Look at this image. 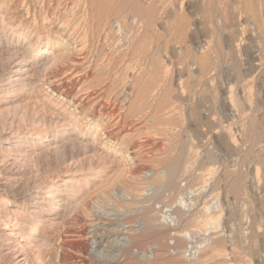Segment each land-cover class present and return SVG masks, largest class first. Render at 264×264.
<instances>
[{
	"label": "rangeland",
	"instance_id": "obj_1",
	"mask_svg": "<svg viewBox=\"0 0 264 264\" xmlns=\"http://www.w3.org/2000/svg\"><path fill=\"white\" fill-rule=\"evenodd\" d=\"M235 1L0 0V264L264 263V220L231 229L233 188L255 178L264 195V73L195 60ZM209 204L219 225L198 252Z\"/></svg>",
	"mask_w": 264,
	"mask_h": 264
},
{
	"label": "bare ground",
	"instance_id": "obj_2",
	"mask_svg": "<svg viewBox=\"0 0 264 264\" xmlns=\"http://www.w3.org/2000/svg\"><path fill=\"white\" fill-rule=\"evenodd\" d=\"M220 1V0H219ZM213 2V1H212ZM225 3V1H224ZM231 3V2H230ZM218 4V3H217ZM212 6V5H211ZM216 6V5H214ZM210 8V7H209ZM214 8V7H212ZM220 8V7H219ZM218 8V9H219ZM209 10V9H208ZM214 10V9H213ZM225 11V10H224ZM223 11V13H224ZM226 14L224 13V19L221 18V21L220 23L218 24V29H216L215 27V31H211L208 33V40L209 42L206 44V42H204L203 45H208L207 46V49L205 52L203 50H201L202 52H204L200 57H196V61L198 62L199 66H200V72H203V71H208V70H218V69H222V65L224 62V64H227L226 68L225 66H223L226 70L228 68V71H224L225 74H227V72H229L231 75L234 76L235 80L237 81H244L246 80L248 77H251L253 75V73L259 69V71H261V73L263 72L264 73V0H254V3L253 1H250V2H245V1H235V3H231V5L228 6L227 8V11H225ZM215 13V12H214ZM218 13V12H217ZM216 14H214V17H217L215 16ZM199 16V15H198ZM213 17V16H212ZM221 17V15H220ZM197 18V17H196ZM199 18V17H198ZM218 18V17H217ZM216 19V18H215ZM220 19V18H219ZM196 20V19H195ZM203 20V19H202ZM195 23V22H194ZM211 24V22H210ZM195 25V24H194ZM193 25V27H194ZM210 28V27H208ZM206 28V29H208ZM210 30V29H209ZM69 33V32H68ZM195 38H198L197 34L194 35ZM193 36V37H194ZM217 37V39L220 41L219 44H217L214 40V38ZM216 39V40H217ZM245 39H247L248 41L246 42ZM196 40V39H195ZM194 40V41H195ZM199 40V39H198ZM217 40V41H218ZM192 41V42H194ZM205 41V40H204ZM198 42V41H196ZM201 43V41H199ZM243 42V43H242ZM195 43V42H194ZM192 43V44H194ZM199 43V44H200ZM196 45V46H199ZM201 46V45H200ZM202 47V46H201ZM197 48V47H196ZM200 48V47H199ZM198 48V49H199ZM202 49V48H200ZM204 49V48H203ZM81 50V49H80ZM48 52V50H47ZM197 52V51H196ZM200 52V51H199ZM178 53V52H177ZM243 55L246 56L247 58V62H248V67L246 66V64H243V59L241 58ZM245 58V57H244ZM246 60V59H245ZM245 63V62H244ZM242 64L245 65L242 67ZM222 71V72H223ZM229 74V75H230ZM256 74V73H255ZM230 75V76H231ZM229 76V77H230ZM231 78V77H230ZM264 77H262L261 79H263ZM253 79V77H252ZM210 80V78H209ZM234 80V79H233ZM234 80V81H235ZM231 81V80H230ZM233 81V82H234ZM250 81V80H249ZM229 82V81H228ZM232 83V82H231ZM59 83H55V82H51V83H48L46 84V89L48 90V93L51 95V96H56L58 97L59 99L62 98V100H65L66 97H67V94H65L64 91H61V89L59 88ZM228 84V83H227ZM235 84V82H234ZM245 84V83H244ZM232 85V84H231ZM237 85V84H236ZM247 86V85H246ZM225 88V87H224ZM228 87H226L227 89ZM230 88L232 89V87L230 86ZM229 88V89H230ZM231 91V90H230ZM229 91L225 92L226 94L228 93ZM236 92V91H235ZM239 92V91H238ZM182 94V93H181ZM224 94V93H223ZM231 93L229 92V94H227V96L229 97V104H227L228 106L230 105L231 108L232 107H235V102H236V97L234 96H231L230 95ZM245 94V93H244ZM225 95V94H224ZM224 98V97H223ZM226 98V97H225ZM239 98V97H238ZM228 100V99H227ZM226 100V101H227ZM225 101V100H224ZM71 102V101H70ZM227 102V103H228ZM238 102V101H237ZM73 103V102H72ZM215 103V102H214ZM225 103V102H224ZM240 103V102H239ZM76 106V104H75ZM78 109L79 105L76 106ZM230 108V107H228ZM241 108V107H240ZM262 108V107H261ZM233 109V108H232ZM235 109V108H234ZM263 109V108H262ZM75 110V109H74ZM240 110V109H239ZM194 112V111H193ZM251 112V111H250ZM212 113V112H211ZM230 115V114H229ZM252 115V114H251ZM227 116V114H226ZM195 118V117H194ZM197 118V117H196ZM251 119V118H250ZM225 120V119H224ZM258 119H256L257 121ZM225 122V121H224ZM227 122V121H226ZM251 123V122H250ZM248 124V123H246ZM253 124V122H252ZM256 124V123H255ZM258 124V123H257ZM256 124V125H257ZM264 124V123H263ZM231 125V124H230ZM251 125V124H250ZM249 127V126H248ZM247 127V129H248ZM251 127V126H250ZM257 126H255L256 128ZM264 127V126H263ZM252 128V127H251ZM252 130V129H250ZM262 130V129H261ZM3 130H1L0 132H2ZM249 131V130H248ZM256 131V129H255ZM258 131V129H257ZM256 131V133H257ZM103 132V129H101L99 127L98 129V133H97V136L98 135H101ZM239 132V131H238ZM243 132V131H242ZM245 132V131H244ZM251 132V131H250ZM253 132V131H252ZM255 133V132H254ZM259 133V131H258ZM249 134V133H248ZM250 135V134H249ZM257 135V134H256ZM255 135V136H256ZM234 136V135H233ZM242 136V135H241ZM232 137V135H231ZM252 137V136H251ZM254 137V136H253ZM257 137V136H256ZM255 137V138H256ZM250 139V137H248ZM107 139L108 141L111 142L112 138L110 136H107ZM227 139V138H226ZM234 140V139H233ZM264 140V139H263ZM230 141V140H229ZM232 144V143H230ZM234 144V143H233ZM232 144V145H233ZM235 145V144H234ZM240 145V144H239ZM230 147V146H229ZM235 147V146H234ZM233 147V148H234ZM249 147V146H248ZM262 147V146H261ZM228 148V147H227ZM231 148V147H230ZM237 148V147H236ZM228 150H231V149H228ZM223 151V150H222ZM237 151V150H236ZM263 151V150H262ZM261 155V154H260ZM234 156V155H233ZM259 157V156H258ZM226 159V158H225ZM264 159V158H263ZM170 162V161H169ZM176 163V162H175ZM174 164V163H173ZM177 164V163H176ZM231 165V164H230ZM178 166V165H177ZM167 167V166H166ZM264 167V166H263ZM175 169H176V166L175 165H171L167 168V176H172L175 172ZM177 172V171H176ZM175 172V173H176ZM258 173V169H256V174ZM257 176V175H255ZM250 178V177H249ZM255 179V178H254ZM253 178H250V180H243L242 182H246L245 184H242V186H238V184L233 188L234 192H235V199H234V202L235 203L234 205H236V207H233L235 210H234V217L238 218V220H240V223L244 222L242 220L243 216L246 217L247 216V213L250 215V217L255 221V220H259L261 219L262 221L264 220V195L262 196H258L257 193H254L252 187H254L253 185L255 184V180ZM232 180V179H231ZM239 180V179H238ZM237 180V181H238ZM208 181V180H207ZM239 182V181H238ZM241 183V182H240ZM236 184V182H235ZM234 184V185H235ZM205 185V184H204ZM209 185V184H208ZM207 186V185H206ZM231 187V186H230ZM232 188V187H231ZM203 189V188H202ZM228 190V189H227ZM198 191V190H197ZM191 192H193V190H191ZM195 192V191H194ZM193 192V193H194ZM230 193H233L231 192V190L229 191ZM257 192V191H256ZM229 193V194H230ZM264 193V192H263ZM190 196L192 195L191 193H189ZM195 194H193L194 196ZM234 195V194H233ZM229 196V195H227ZM232 196V195H231ZM192 197V196H191ZM233 197V196H232ZM191 199V198H190ZM229 199V198H227ZM188 200V199H187ZM192 200V199H191ZM243 201L246 202V203H251V205L253 204L255 206V208L253 207L251 209V211L249 212H245L241 207L237 206L238 202L239 201ZM180 207L181 206H184V207H187L188 205L186 204V201L184 200V198H181L180 199ZM220 203V202H218ZM216 203V204H218ZM215 204V203H214ZM241 204V203H240ZM208 205V204H207ZM210 205V204H209ZM244 205V204H243ZM250 205V204H249ZM215 206V205H214ZM242 206V205H240ZM246 206V205H245ZM213 207V205H212ZM211 205L210 207L207 208V206L205 207V209L207 210L206 212V218H204L203 220H201V224H202V227H209V229H205L203 230L204 231V234L201 233V237H202V234L204 236H206V234L208 233V231H211V233L207 236V237H204V241L200 244V241H196L197 243H199L198 245L196 244V246L192 247V249H195L196 251L199 252V250L207 245L208 244H211V236L212 235V230L214 229L215 230V227H217L219 225V221L216 220L215 218V215L212 214V212H210L209 210L212 208ZM244 207V206H243ZM247 207V206H246ZM217 208V207H216ZM214 208V210L216 209ZM219 208H220V205H219ZM213 210V209H212ZM217 211V210H216ZM218 212V211H217ZM214 213V212H213ZM181 214V213H179ZM173 215V214H172ZM171 214H169L168 216H163V219L167 220V222L173 227L178 219V216H175L173 215L172 216ZM246 215V216H245ZM177 218H175V217ZM182 216V214H181ZM233 216V214H232ZM219 219V218H218ZM163 220V221H165ZM252 220V221H253ZM180 221V220H179ZM199 221V220H198ZM248 221V220H247ZM261 221V222H262ZM166 222V224H167ZM260 222V223H261ZM239 223V222H238ZM238 224L236 227L234 228H231L233 231L232 233H234L238 238H241L242 235H244L243 233V228L242 226L240 225H243V224ZM245 223V222H244ZM255 224H258L259 223H255ZM254 224V225H255ZM236 225V224H235ZM260 227L264 228V223H261V225H259ZM231 227H233L231 225ZM174 228V227H173ZM219 228L218 227V231H219ZM246 228V227H245ZM255 228V226H254ZM212 229V230H210ZM256 229H257V225H256ZM217 230V229H216ZM248 230V229H247ZM146 231V230H145ZM155 231V230H154ZM188 231V230H187ZM202 231V232H203ZM138 235L136 237L140 238V237H143L145 236L144 235V232H141V230L138 231ZM199 232V231H198ZM214 232V231H213ZM217 232V231H216ZM214 232V233H216ZM262 232V231H261ZM193 233V231H192ZM189 232H186L185 236L188 237L189 239H193V234ZM200 233V232H199ZM213 233V234H214ZM260 233V232H259ZM133 234V233H132ZM150 234V232H149ZM248 234V233H247ZM252 234V233H251ZM256 234V232H255ZM70 235V234H69ZM217 235V234H216ZM216 235H213L216 236ZM184 236V237H185ZM194 236H196L194 234ZM254 236V235H253ZM81 237V236H80ZM200 237V238H201ZM263 239H264V233H263ZM88 238V237H87ZM196 238V237H195ZM195 238H194V241H195ZM235 238V237H234ZM243 238V237H242ZM255 238V237H254ZM197 239V238H196ZM220 239V238H219ZM261 239V238H260ZM262 239V241H263ZM222 240V239H221ZM237 240V238H236ZM242 240V239H241ZM95 241V240H94ZM131 239L128 238V239H125L124 240V243L125 245H129L131 242ZM193 241V242H194ZM202 241V240H201ZM213 241V239H212ZM217 241V240H216ZM215 241V242H216ZM219 241V240H218ZM63 243V242H62ZM218 243V242H217ZM225 243V242H224ZM264 243V242H263ZM71 244V243H70ZM194 244V243H193ZM93 245L95 246L96 245V242H93ZM195 245V244H194ZM215 245H217L215 243ZM211 246V245H210ZM221 246V244H220ZM96 247V246H95ZM214 248H216L214 245L212 246ZM60 248H62L60 246ZM58 248V249H60ZM77 248V247H76ZM206 248V246L204 247ZM213 248V249H214ZM222 247H218V249H220ZM223 249V248H222ZM221 249V250H222ZM225 249V248H224ZM80 250V249H79ZM194 250V251H195ZM217 250V248H216ZM71 251V250H70ZM215 251V250H214ZM213 251V252H214ZM219 252H221L220 250H218ZM218 251H215V252H218ZM225 251V250H224ZM214 252V253H215ZM213 253V254H214ZM218 254V253H215V255ZM75 255V253H74ZM213 256V255H212ZM58 259H59V262H62V255L61 254H58ZM264 262V261H263ZM262 263V262H261ZM61 264H85V260L84 259H81V257H77V256H68V259L66 260L65 263H61ZM264 264V263H263Z\"/></svg>",
	"mask_w": 264,
	"mask_h": 264
}]
</instances>
